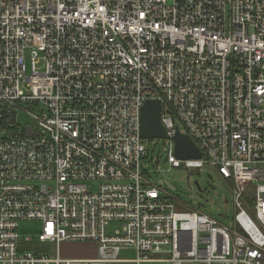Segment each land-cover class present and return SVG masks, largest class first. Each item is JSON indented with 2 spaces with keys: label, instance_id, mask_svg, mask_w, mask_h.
<instances>
[{
  "label": "built area",
  "instance_id": "built-area-1",
  "mask_svg": "<svg viewBox=\"0 0 264 264\" xmlns=\"http://www.w3.org/2000/svg\"><path fill=\"white\" fill-rule=\"evenodd\" d=\"M150 100L167 164L231 182L230 226L146 179ZM176 127L200 160L175 158ZM78 241L96 256L60 257ZM155 263L264 264V0H0V264Z\"/></svg>",
  "mask_w": 264,
  "mask_h": 264
},
{
  "label": "rangeland",
  "instance_id": "rangeland-1",
  "mask_svg": "<svg viewBox=\"0 0 264 264\" xmlns=\"http://www.w3.org/2000/svg\"><path fill=\"white\" fill-rule=\"evenodd\" d=\"M40 69V67H38ZM29 109V108H27ZM26 109V110H27ZM18 123L20 126L32 125L33 121L29 116L19 111ZM143 144L148 150V156L142 161L143 169L146 172V179L153 185L164 184L169 189L173 187L171 194L191 209H199L202 213L221 221L230 226L235 213L233 206L232 186L222 180L217 171L208 165L201 169L171 168L166 160L168 141L166 140H143ZM92 184L95 190L98 184ZM253 188L249 187L246 197L250 199ZM249 202V201H248ZM41 224L36 221H21L18 224V235L20 241L30 238L31 243L23 244L25 250L37 253L52 252V246L41 244L37 241V235ZM117 223L109 225L108 232L118 229ZM97 244L92 241L62 242L59 245V255L62 258L84 259L96 256ZM120 258H135L133 251H121ZM166 264V263H155Z\"/></svg>",
  "mask_w": 264,
  "mask_h": 264
},
{
  "label": "water",
  "instance_id": "water-1",
  "mask_svg": "<svg viewBox=\"0 0 264 264\" xmlns=\"http://www.w3.org/2000/svg\"><path fill=\"white\" fill-rule=\"evenodd\" d=\"M139 136L141 140H168L161 123V104L157 100L147 101L140 110ZM174 143V156L180 161L200 160L202 154L189 136L181 133L176 127L171 139ZM167 187L173 191V187Z\"/></svg>",
  "mask_w": 264,
  "mask_h": 264
},
{
  "label": "crops",
  "instance_id": "crops-1",
  "mask_svg": "<svg viewBox=\"0 0 264 264\" xmlns=\"http://www.w3.org/2000/svg\"><path fill=\"white\" fill-rule=\"evenodd\" d=\"M84 259H88V258H84ZM91 259V258H90Z\"/></svg>",
  "mask_w": 264,
  "mask_h": 264
},
{
  "label": "trees",
  "instance_id": "trees-1",
  "mask_svg": "<svg viewBox=\"0 0 264 264\" xmlns=\"http://www.w3.org/2000/svg\"><path fill=\"white\" fill-rule=\"evenodd\" d=\"M229 184L231 185V182H229Z\"/></svg>",
  "mask_w": 264,
  "mask_h": 264
}]
</instances>
